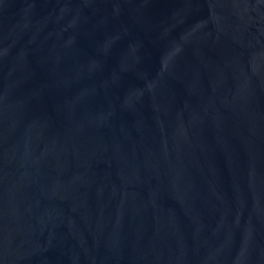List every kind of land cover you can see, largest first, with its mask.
<instances>
[{
	"label": "water",
	"instance_id": "95a60500",
	"mask_svg": "<svg viewBox=\"0 0 264 264\" xmlns=\"http://www.w3.org/2000/svg\"><path fill=\"white\" fill-rule=\"evenodd\" d=\"M0 264H264V0H0Z\"/></svg>",
	"mask_w": 264,
	"mask_h": 264
}]
</instances>
